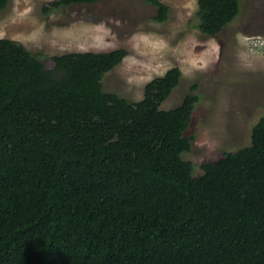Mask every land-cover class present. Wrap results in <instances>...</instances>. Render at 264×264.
Masks as SVG:
<instances>
[{
  "label": "trees",
  "instance_id": "trees-1",
  "mask_svg": "<svg viewBox=\"0 0 264 264\" xmlns=\"http://www.w3.org/2000/svg\"><path fill=\"white\" fill-rule=\"evenodd\" d=\"M144 1L169 19L166 3ZM240 2L197 0L198 29L218 35ZM127 55L69 52L49 69L0 38V264H264V115L250 145L196 174L184 154L197 86L162 109L182 78L174 66L129 102L103 85Z\"/></svg>",
  "mask_w": 264,
  "mask_h": 264
},
{
  "label": "rangeland",
  "instance_id": "rangeland-1",
  "mask_svg": "<svg viewBox=\"0 0 264 264\" xmlns=\"http://www.w3.org/2000/svg\"><path fill=\"white\" fill-rule=\"evenodd\" d=\"M53 0H9L0 11V38L23 44L53 68L52 56L69 52L128 55L103 79L104 89L129 102L145 85L177 66L182 78L162 109L179 105L196 85L200 101L185 135L193 137L184 158L201 164L250 145L253 126L264 115V0H241L240 13L218 35L197 27V0H161L169 19L156 22L144 0H99L50 13Z\"/></svg>",
  "mask_w": 264,
  "mask_h": 264
}]
</instances>
